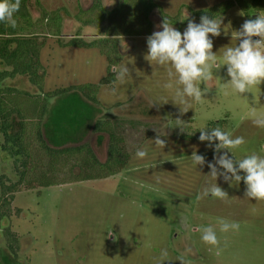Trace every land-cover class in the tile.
<instances>
[{
    "label": "rangeland",
    "instance_id": "rangeland-1",
    "mask_svg": "<svg viewBox=\"0 0 264 264\" xmlns=\"http://www.w3.org/2000/svg\"><path fill=\"white\" fill-rule=\"evenodd\" d=\"M100 1L106 10L115 2ZM223 1L226 0H156V5L167 17L186 19L192 17L190 11L206 10ZM37 2L38 6L34 0L28 2L32 20L38 19L41 11H58L61 16L60 37H45L39 52V61L45 70L43 89L51 91L75 84H96L104 76V58L94 49L59 48L56 43L57 39L65 42L74 35L85 40L98 36L99 27H83L74 20L75 13L85 12L91 0ZM221 17V35L210 37L214 43L213 52L217 53V65H221L217 70L214 66L213 70L222 78L221 82L215 81L216 88L205 94L202 101L193 103L192 109L181 119L190 121L192 130H199L211 121L225 118L223 130L232 138L245 140L239 148L231 149L229 155L237 161L253 153L264 157V128L254 125L250 116L252 106L256 107L258 115L264 114V83L245 94L248 101L230 89L225 95L222 84L230 79L226 76V66H222V56L225 47L235 45L232 32L246 19H254L255 14L244 17L233 7ZM149 20L153 31L154 28L162 30L156 27L161 24L156 9L150 13ZM186 26L179 31L182 33ZM119 41L121 59L111 71L115 75L121 65H126L131 77L123 84L117 81L99 86L97 103L88 108L94 111L96 119L112 112L108 116H115L119 121L117 130L126 152L131 154L130 159L117 175L107 179L64 183L15 194L11 207L19 213L10 216L7 226L19 238V262L158 264L162 251L167 250L163 264H180L178 258L186 248H191L192 253L184 257V264H264V202L246 198L243 181L230 184L222 178L216 183L227 193V199L209 195L197 200L204 187L215 181L207 176L206 165L203 169L194 168L191 156L196 152L211 162L213 151L205 144L181 140L179 133L174 134L178 128L168 130L162 126L166 123L165 117L175 120L179 114V108L171 102L175 82L169 80L166 68L153 67L144 59L146 38H121ZM168 83L173 87L166 88ZM4 84L29 93L33 91L20 77ZM165 100L169 102L162 104ZM158 134L166 140L163 148L154 143ZM45 135L53 143L51 135ZM79 138L80 142L91 141L97 159H104V139L96 146L90 135H79ZM137 149L145 150L147 155L138 158ZM0 175L9 182L14 180L10 161L2 154ZM218 218L229 223L238 222L239 231L221 233ZM209 225L214 227L220 241L222 251L219 254L216 246L201 240L200 227ZM2 255H6V251L0 240Z\"/></svg>",
    "mask_w": 264,
    "mask_h": 264
},
{
    "label": "trees",
    "instance_id": "trees-1",
    "mask_svg": "<svg viewBox=\"0 0 264 264\" xmlns=\"http://www.w3.org/2000/svg\"><path fill=\"white\" fill-rule=\"evenodd\" d=\"M114 1V5L106 10L100 0H91L85 12L78 10L74 15V20L83 27H99L97 37L85 40L74 35L65 42L56 41L59 48L94 49L104 58V76L96 84L43 91L45 70L40 64L39 52L45 37H60L61 16L58 11H41L38 19L32 20L28 11L29 0H21L18 27L13 29L0 24V154L10 161L14 177L9 182L4 175H0V240L6 251V255L0 256V264H21L18 257L19 238L7 226L10 216L19 213L11 207L15 194L64 183L107 179L117 175L130 159L131 154L126 152L123 138L117 130L119 121L108 115L96 119L91 126L96 142L105 140L102 161L97 159L88 142L63 147L77 140L74 139L77 132L83 136L81 126L89 120L88 107L75 98L69 101L64 97L76 94L95 105L99 86L111 85L115 81L111 69L121 59L119 40L149 36V15L154 9L161 23L164 16L167 17L157 7L156 0ZM34 2L38 6L37 0ZM233 7L244 17H249L264 12V0H226L206 10L190 13L191 18L199 21L200 16L205 14L219 18ZM59 11L62 13V10ZM167 18L178 30L188 22L187 18ZM15 77L25 78L32 93L4 84ZM225 120L211 121L206 125L208 129L216 126L223 129ZM186 123L192 135L180 133L177 129L174 134L179 133V138L184 141L202 143L198 139L199 130H192L190 121ZM66 127H70L71 131H67ZM45 134L51 135L55 143H50ZM202 144L206 145V142Z\"/></svg>",
    "mask_w": 264,
    "mask_h": 264
},
{
    "label": "clouds",
    "instance_id": "clouds-1",
    "mask_svg": "<svg viewBox=\"0 0 264 264\" xmlns=\"http://www.w3.org/2000/svg\"><path fill=\"white\" fill-rule=\"evenodd\" d=\"M20 8L21 0H0V24L17 28V14ZM187 20V26L181 33L173 27V22L164 16L162 23L156 26L162 30H155L146 37L147 53L144 59L153 67L166 68L169 80L174 81L176 85L171 102L179 108V114L175 120L165 117L166 123L162 126L178 128L180 133L187 132L188 135H192L193 133L187 130L188 124L181 117L192 109L193 103L202 101L205 94L216 88L215 81L221 82L222 78L216 76L213 70L214 66L217 70L221 65H217V53L213 52L214 43L210 37L221 35L223 18L205 14L200 16L199 23L188 16ZM232 33L235 45L225 47L222 56V66H226V76L230 78L222 83L225 88L224 94L228 95L230 89L233 94L248 101L245 94H249L253 87L264 83V14H255L254 19H246L240 28ZM130 77V69L126 65H121L115 72L113 83L118 81L123 84ZM165 87L172 88L173 84L168 83ZM168 102L165 100L162 104ZM250 116L254 125L264 128V114L258 115L255 106L251 107ZM199 133V142H206V147L212 149L213 159L207 162L204 155L194 152L191 156L193 166L195 169L197 166L203 169L206 165L209 169L207 176L215 183L205 186L197 200L209 195L222 200L227 199V193L216 183L218 178H222L225 183L230 184L233 181L238 184L243 181L244 196L249 200L264 202V157L253 153L237 161L232 154L229 155L230 150L239 148L245 140L243 137L232 138L220 126L208 129L205 125L199 129ZM154 143L163 148L166 140L161 139V135L158 134ZM135 155L142 159L147 152L137 149ZM218 224L221 233L240 229L238 222L229 223L222 218H218ZM199 230L202 233L201 240L207 245L216 246L219 254L222 249L219 248L220 241L214 227L201 226ZM191 253L192 249L186 248L178 258L180 264H184V257ZM167 256V250H163L158 264H163Z\"/></svg>",
    "mask_w": 264,
    "mask_h": 264
},
{
    "label": "flooded vegetation",
    "instance_id": "flooded-vegetation-1",
    "mask_svg": "<svg viewBox=\"0 0 264 264\" xmlns=\"http://www.w3.org/2000/svg\"><path fill=\"white\" fill-rule=\"evenodd\" d=\"M156 29L154 28V31H155ZM153 32V29H152V27H151V33ZM151 35V34H150ZM144 38H146V37H144ZM15 78H18V77H15ZM14 78V79H15ZM20 78H23V77H20ZM45 78V77H44ZM13 79V80H14ZM25 79V78H24ZM26 80V79H25ZM7 81H9V80H7ZM26 84L28 85V83L26 82ZM43 84H44V80H43ZM90 84H92V83H90ZM75 85H79V84H75ZM29 86V85H28ZM70 86H74V85H70ZM30 87V86H29ZM67 87H69V86H67ZM31 88V87H30ZM63 88H66V87H63ZM32 89V88H31ZM55 89H59V88H55ZM55 89H53V90H55ZM43 91H45L44 89H43ZM70 98H75L77 101H79V100H81L82 102H84V104L82 103V105H85L86 107H88L89 105L90 106H93V104H90V103H87V102H85L79 95H76V94H69V95H66V97H64V100L66 99V100H69ZM70 101V100H69ZM96 105V104H95ZM93 108V107H92ZM88 112H89V120L88 121H85V122H87V123H90V125H87V123H84L82 126H81V128H82V130L84 131L83 132V135H90V138L92 139L93 137V144L94 145H96V146H99L100 145V143H97L96 142V135L95 134H92L91 133V126H92V124H93V122L96 120V118L94 117V111L93 110H88ZM107 115H112V112H109ZM102 117V116H101ZM100 117V118H101ZM114 118H115V116H114ZM66 128H68L67 129V131H69L70 129V127H66ZM73 128V127H72ZM76 129V128H75ZM71 131V130H70ZM70 136V135H69ZM72 137V136H71ZM73 138V137H72ZM74 139H77L76 140V142L75 141H72V142H68V144H65V145H63V147H65V146H69V145H79V144H81V143H84V141L83 142H80V138H79V132H77V134H76V136H75V138ZM91 139H89V140H91ZM94 140H95V142H94ZM91 142V141H90ZM90 142H88V144L90 145V147L92 148V150H93V152H94V146L92 147V145H91V143ZM104 157H105V152H104Z\"/></svg>",
    "mask_w": 264,
    "mask_h": 264
},
{
    "label": "crops",
    "instance_id": "crops-1",
    "mask_svg": "<svg viewBox=\"0 0 264 264\" xmlns=\"http://www.w3.org/2000/svg\"><path fill=\"white\" fill-rule=\"evenodd\" d=\"M150 108H151V107H149L148 110H150ZM123 110H124V111H128V110H130V109H127V110H126V109H123ZM123 110H121L120 112L122 113ZM148 110H147V111H148ZM148 112H151V111H148Z\"/></svg>",
    "mask_w": 264,
    "mask_h": 264
},
{
    "label": "built area",
    "instance_id": "built-area-1",
    "mask_svg": "<svg viewBox=\"0 0 264 264\" xmlns=\"http://www.w3.org/2000/svg\"><path fill=\"white\" fill-rule=\"evenodd\" d=\"M254 39H256V38H254Z\"/></svg>",
    "mask_w": 264,
    "mask_h": 264
}]
</instances>
